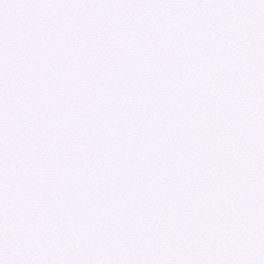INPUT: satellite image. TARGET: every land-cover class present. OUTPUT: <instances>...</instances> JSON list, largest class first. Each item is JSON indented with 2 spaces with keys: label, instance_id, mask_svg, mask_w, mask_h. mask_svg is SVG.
<instances>
[{
  "label": "snow or ice",
  "instance_id": "obj_1",
  "mask_svg": "<svg viewBox=\"0 0 264 264\" xmlns=\"http://www.w3.org/2000/svg\"><path fill=\"white\" fill-rule=\"evenodd\" d=\"M0 264H264V0H0Z\"/></svg>",
  "mask_w": 264,
  "mask_h": 264
}]
</instances>
